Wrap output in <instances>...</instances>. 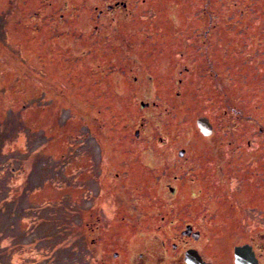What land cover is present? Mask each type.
Instances as JSON below:
<instances>
[{"label":"rangeland","instance_id":"rangeland-1","mask_svg":"<svg viewBox=\"0 0 264 264\" xmlns=\"http://www.w3.org/2000/svg\"><path fill=\"white\" fill-rule=\"evenodd\" d=\"M112 1L0 0V264H104L90 251L107 245L81 233L99 182L123 198L121 208L105 203L101 221L144 227L157 191L164 213L174 175L185 192L216 149L230 155L224 171L246 141L264 150V0H120L115 21L96 18ZM122 51L130 57L110 64ZM128 162L136 169L121 182L104 181L109 165L113 176ZM218 174L229 193L232 180ZM234 191L228 203L247 193Z\"/></svg>","mask_w":264,"mask_h":264},{"label":"flooded vegetation","instance_id":"flooded-vegetation-1","mask_svg":"<svg viewBox=\"0 0 264 264\" xmlns=\"http://www.w3.org/2000/svg\"><path fill=\"white\" fill-rule=\"evenodd\" d=\"M107 6L104 15L99 10L96 18L106 19L110 16L108 20L115 21L116 15L127 9V4L120 0H113ZM109 10L112 11L109 12ZM94 28L97 29V27ZM122 53L123 51L115 54L110 64L123 63L122 59L130 57ZM180 56L183 58L185 55ZM121 78L123 76L118 77L119 80ZM129 78L131 80L133 77ZM235 122H237L236 119ZM213 130L210 135L204 137L212 139L215 133H218L216 131L213 133ZM133 136L138 138V131H135ZM261 138L263 139L262 136ZM245 146L251 148L249 149L251 152L249 150L241 152L235 147L232 155L233 167L229 171H224L222 158L225 155L230 157V155L224 151V155L217 156L216 149L214 159L206 168L203 179L189 178L185 192H182L181 185L176 183L178 175H174V184L164 186L168 191L163 199L166 206L164 213L161 216V209L154 208L155 197L161 196L157 191L153 194L150 204L151 212L154 210L155 216L151 219V224L144 227L118 223L109 225L102 222L100 216H103V206L106 202H112L120 208L123 202L117 201L118 192L114 193L111 187L108 188L105 183L99 182L97 192L91 190V196L87 199V214L91 220L85 221L81 227L82 235H88L91 246L97 245L98 242L99 244L104 242L107 245L104 249L97 251L98 255H95L96 251H90L92 259L96 260V257H99L100 260L105 261L104 264H264V167L260 166L258 170L255 168L257 163L264 165V150L253 140L246 141ZM257 147H260V150ZM238 153H240L239 156ZM251 153H256V156L254 154L252 161H249ZM108 157L110 156L107 153L104 159ZM224 162L227 163V161ZM126 164V171H114L113 176L110 172L111 165H109V169L103 175L104 181L107 178H113L115 182H121L122 173L127 174L132 168L136 169V166L129 167V162ZM245 164L250 165V168L245 167ZM210 168L212 171L209 170ZM188 169L190 168L186 167V171ZM250 170L251 176L248 175ZM191 172L193 171L188 170L187 174ZM218 172H221L222 176L226 174L225 178L232 180L229 193H221L219 186L213 181L214 175L218 179ZM149 174L155 179L147 187L153 189L158 180L159 170L149 171ZM241 185L243 189L244 187L247 189V193L243 194L242 199L238 197L234 203H228L227 195L232 192L238 194L234 190L239 189ZM139 188L137 186L134 193L143 199L144 190L140 192ZM157 188L158 185L155 191ZM119 199L123 198L119 196ZM131 199L134 201L133 198ZM125 202L127 203L126 199ZM77 207L75 212L82 213ZM218 207L226 212L224 213L226 217L221 221L218 220L220 214ZM255 218L260 222L254 223ZM103 230L109 234L107 242L105 237H102Z\"/></svg>","mask_w":264,"mask_h":264},{"label":"water","instance_id":"water-1","mask_svg":"<svg viewBox=\"0 0 264 264\" xmlns=\"http://www.w3.org/2000/svg\"><path fill=\"white\" fill-rule=\"evenodd\" d=\"M196 126L203 136H208L212 133V126L209 123V120L205 117H201L196 120ZM184 151L179 152V156L183 155Z\"/></svg>","mask_w":264,"mask_h":264}]
</instances>
